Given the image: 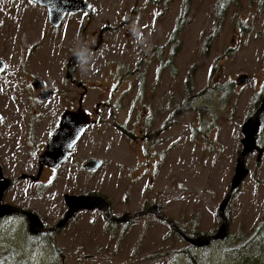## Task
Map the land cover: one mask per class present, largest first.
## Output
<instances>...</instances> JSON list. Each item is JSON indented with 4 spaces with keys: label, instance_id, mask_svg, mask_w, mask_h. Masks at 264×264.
Returning <instances> with one entry per match:
<instances>
[{
    "label": "rangeland",
    "instance_id": "rangeland-1",
    "mask_svg": "<svg viewBox=\"0 0 264 264\" xmlns=\"http://www.w3.org/2000/svg\"><path fill=\"white\" fill-rule=\"evenodd\" d=\"M88 1L94 6L91 18L70 16L63 28L53 26L47 12L29 0L9 2L0 13V51H6L9 65L5 77L18 74L17 65L22 69L19 63H25L26 77L58 84L66 80L58 61L73 60L72 49L83 43L93 52L89 69L78 68V79L89 86L85 107L97 120L96 106L110 104L101 109L102 122L76 146L49 199L38 206L49 224L62 216L64 194L103 196L117 218L148 214L111 226L100 213L85 211L57 236L56 245L39 246L23 264H53L54 257L59 264H190L184 255L190 243L175 226L197 238L216 234L223 224L220 206L244 150V126L264 90V0H236L221 18L218 0ZM179 23L181 33L169 45ZM133 25L143 43L130 31ZM243 74L251 81L239 83ZM145 80L141 103L152 113L147 121L130 109L131 96ZM71 87L78 100L83 90ZM170 118L173 124L167 123ZM261 134L258 147L264 149V128ZM89 160L102 165L86 170ZM245 166L249 173L226 209L227 250L221 240L195 249L203 264H248L245 257L263 261L253 254L255 247L264 253V151L249 153ZM154 206L175 226L149 212ZM10 224L5 234L17 247L26 232Z\"/></svg>",
    "mask_w": 264,
    "mask_h": 264
},
{
    "label": "flooded vegetation",
    "instance_id": "flooded-vegetation-1",
    "mask_svg": "<svg viewBox=\"0 0 264 264\" xmlns=\"http://www.w3.org/2000/svg\"><path fill=\"white\" fill-rule=\"evenodd\" d=\"M23 1L25 0H0V13L6 12V6L9 2L21 4L20 2ZM29 1L43 8L47 12L46 18L48 20L50 19L46 7L40 5L34 0ZM85 1L90 3L88 0ZM230 6L231 5L225 6L222 13L219 14L220 18L225 17ZM93 12L91 14L83 12L75 15L67 14L58 28H63L70 16L78 17L83 16V14H88L85 18L89 19ZM17 21L21 22L19 18H17ZM58 28H54L56 29L55 31H57ZM3 29L4 25L0 26V33L3 32ZM95 32L98 31H94V33ZM98 44H105L104 39L102 38ZM0 53V61L3 62L2 64L4 66V69L0 72V195H2L0 196V264H23L27 261V258L30 255L35 254L39 246L46 248L48 246L56 245V243H58L57 236L63 231H66L74 220L80 219V215L86 213L85 211H94L107 218L103 211L98 208L94 210H78L66 224L60 226L65 220L69 210L65 205L62 216L55 221L56 223L49 224L44 214V210H42L38 204L41 200L44 201L49 199V189L54 183L62 179L60 172L64 166L73 159L76 146L81 140H84L90 128L97 126L102 122L103 117L101 109L105 110L110 104H98L96 106L95 115L97 116V120H95L94 115L85 107L89 86L78 79L79 70L78 67H76L75 57L73 60L72 58H68L63 61H58L65 68L66 80H63L58 84H50V80L45 77V79H41L32 74H29V77H26L27 74L25 70L27 68L25 67V63H19L23 67L22 69L17 65L18 74L11 78L5 77L9 70V65L5 57L6 51L2 50ZM162 55L161 52V56ZM158 64H160V62ZM46 71L52 72L51 70ZM240 78H243V80L245 79L248 83L251 81L252 77L243 74L238 78V82ZM145 83L146 80L142 81V88H137L136 86L138 91L134 96L130 95L132 98V100L130 98V109L131 113L136 110L138 111V114L140 115L138 117L139 120L147 121L146 116L148 117L152 113L150 111L151 108L147 107L146 103H141V100L144 98V92L147 91V85ZM72 85L83 90V92L80 93L78 100H76L71 94ZM222 89L223 88L221 87L220 90ZM150 93L152 92L150 91ZM58 94H60V102L56 100ZM179 96L180 94L177 93V98ZM111 99H113L112 96ZM113 102L114 99L112 103ZM263 105L264 90L262 96L259 98L258 105L254 112L255 114L253 113L255 116L258 114L259 110H261L258 116L259 129L256 135V148H254V150L257 149L258 151H264L263 148L258 147V145L261 146V133L264 128ZM182 107L183 102H181L180 105L178 103L177 109L180 110ZM111 108L115 107L112 105ZM82 110L90 117L92 123L91 126L86 127L64 163L57 166L51 163L50 160L46 161L45 158L47 154L51 157L50 152L48 151L49 144L60 128L64 114L68 111L79 113V111ZM166 111H168V107L166 108ZM170 116L173 115L171 114ZM254 116L252 118H254ZM177 120L178 118L176 121ZM167 123L173 124L174 121L170 118ZM167 123L162 125V128L165 130H168V127H166ZM146 130H148V125H146ZM85 163L83 164V168L88 170L85 167ZM24 184H27L30 188L25 190L23 188ZM66 195L69 194H64V199ZM3 206H11L14 209H3ZM23 211H28L36 215L42 223V226L33 228L30 217ZM9 223H11V227H16V231L20 227V229L26 232L25 234L20 233L22 239L19 241L17 247H13L9 243L8 236L5 234ZM116 225H118V223L116 224L111 221V226ZM53 264H59L58 261L55 260V257Z\"/></svg>",
    "mask_w": 264,
    "mask_h": 264
},
{
    "label": "water",
    "instance_id": "water-1",
    "mask_svg": "<svg viewBox=\"0 0 264 264\" xmlns=\"http://www.w3.org/2000/svg\"><path fill=\"white\" fill-rule=\"evenodd\" d=\"M38 2L40 5L46 7L49 12V20L50 23L55 26L59 27L62 24L64 17L67 14H78L80 12L83 13H92L93 12V5L86 2L85 0H34ZM3 62L0 61V72L4 69L2 64ZM247 81L243 78L239 79V83H246ZM264 109V105L262 106ZM259 110L258 114L254 116V118L250 119L248 123L244 126V133L246 135L243 143H244V150L241 154L240 159L238 160L236 166L235 176L232 182V188L226 198L223 200L220 206V215L223 218V224L221 225L220 229L216 234L213 235H204L197 238H189L184 235L174 224V221L167 217L166 215L162 214L157 206H154L152 210L149 212L155 213L161 220L169 222L171 225L175 226V229L183 236V238L197 248H202L211 245L213 241L217 240H224L227 238L229 232V222L226 217V209L229 205L230 200L232 199L233 193L239 189L248 175V170L245 166V161L249 153H251L254 148H256V135L259 129ZM99 123V122H98ZM91 119L90 117L82 110L79 113L75 112H66L63 116L62 122L60 124L59 130L53 136L50 144H49V154L46 156V161H51V163L55 165H61L67 159L69 153L72 151L73 147L80 139L81 135L83 134L86 127L91 126ZM263 153V150H260V154ZM101 163L98 160H89L85 163V167L90 170H95L100 167ZM66 204L69 208L67 216L65 220L60 224L63 226L67 223V221L76 213L78 210H94L96 208L103 211L105 216L115 223H126L131 219L136 217H141L145 214H148V211L138 214H126L123 217H113L110 213V205L107 200L99 195H66L65 196ZM5 208H12L13 207H5ZM16 210V209H15ZM30 217L32 227L36 228L42 226V223L38 219L36 215L31 212L23 211Z\"/></svg>",
    "mask_w": 264,
    "mask_h": 264
},
{
    "label": "trees",
    "instance_id": "trees-1",
    "mask_svg": "<svg viewBox=\"0 0 264 264\" xmlns=\"http://www.w3.org/2000/svg\"><path fill=\"white\" fill-rule=\"evenodd\" d=\"M234 3H236V0H219L218 2H217V5H216V11H217V17L219 18L220 16H219V14H221L222 13V11H223V9L225 8V6L227 5H233ZM189 4L190 3H188V4H186L185 5V8H184V10H183V14H182V19H181V21H180V23H186L187 22V16H188V11H189ZM185 21V22H184ZM180 23H179V26H178V28L175 30V32L173 33V35H172V38H171V40H170V42H169V45H171L172 43L174 44V42L175 41H177V38H178V35H179V33H181L180 32V30H181V26H180ZM222 23H223V21H221V24H220V26L222 25ZM183 26H184V24H183ZM177 48V47H176ZM176 48H175V50H176ZM179 49V47L177 48V50ZM164 65H165V63H164ZM226 239H230V238H226ZM221 240V243H226V245H225V247H223V251H225V249L227 250V248H226V246H227V243H228V240ZM231 239H233V238H231ZM242 239L243 238H240V239H237L236 241H238V242H241L242 241ZM224 241V242H223ZM253 241H251V243H252ZM189 246L187 247V249H185L184 250V253H186V254H184L185 256H186V258H187V260H188V262L190 263V264H203L201 261H203V260H200L199 258H198V256H197V253H196V250L195 249H198L197 247H194L193 245H191V244H188ZM232 246H234V245H232ZM238 246V248H239V245H237ZM208 247H210V246H208ZM207 247V248H208ZM240 249V248H239ZM238 249V250H239ZM256 252L253 254V257H254V259L258 256V255H261L262 256V259H263V261H261V263L260 264H264V253L262 252V251H259L258 250V248L257 247H255V249H254ZM242 255V252H240V253H238V256H241ZM242 258V256L240 257V259ZM245 259H246V261H247V263L248 264H258V262L257 261H252V260H250V259H247V257H245Z\"/></svg>",
    "mask_w": 264,
    "mask_h": 264
},
{
    "label": "clouds",
    "instance_id": "clouds-1",
    "mask_svg": "<svg viewBox=\"0 0 264 264\" xmlns=\"http://www.w3.org/2000/svg\"><path fill=\"white\" fill-rule=\"evenodd\" d=\"M130 31L139 42H144L141 32L135 25L131 27ZM72 53L76 60V67L82 72L87 71L93 59V52L88 45L81 43L79 46L72 49Z\"/></svg>",
    "mask_w": 264,
    "mask_h": 264
},
{
    "label": "bare ground",
    "instance_id": "bare-ground-1",
    "mask_svg": "<svg viewBox=\"0 0 264 264\" xmlns=\"http://www.w3.org/2000/svg\"><path fill=\"white\" fill-rule=\"evenodd\" d=\"M5 191V190H4ZM0 196H2V195H0ZM6 216V215H5Z\"/></svg>",
    "mask_w": 264,
    "mask_h": 264
}]
</instances>
